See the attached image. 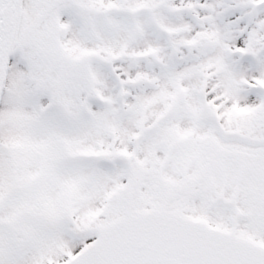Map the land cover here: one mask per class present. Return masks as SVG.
<instances>
[{
  "label": "snow or ice",
  "instance_id": "1",
  "mask_svg": "<svg viewBox=\"0 0 264 264\" xmlns=\"http://www.w3.org/2000/svg\"><path fill=\"white\" fill-rule=\"evenodd\" d=\"M0 264H264V0H0Z\"/></svg>",
  "mask_w": 264,
  "mask_h": 264
}]
</instances>
